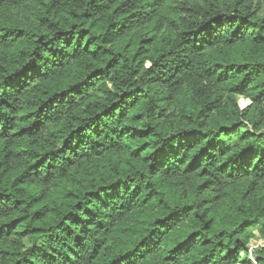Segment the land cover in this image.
Wrapping results in <instances>:
<instances>
[{"label":"trees","instance_id":"obj_1","mask_svg":"<svg viewBox=\"0 0 264 264\" xmlns=\"http://www.w3.org/2000/svg\"><path fill=\"white\" fill-rule=\"evenodd\" d=\"M253 240L264 0H0V264H264Z\"/></svg>","mask_w":264,"mask_h":264},{"label":"rangeland","instance_id":"obj_2","mask_svg":"<svg viewBox=\"0 0 264 264\" xmlns=\"http://www.w3.org/2000/svg\"><path fill=\"white\" fill-rule=\"evenodd\" d=\"M239 103H240V106H241L242 109H245L248 106V104H249V102L247 100H245V99H240ZM252 244L253 245H256V244L262 245L263 243L261 242V240H253ZM252 259H251V256H250L251 262L255 261V257H254L253 254H252ZM253 264H256V261H255V263L253 262Z\"/></svg>","mask_w":264,"mask_h":264},{"label":"built area","instance_id":"obj_3","mask_svg":"<svg viewBox=\"0 0 264 264\" xmlns=\"http://www.w3.org/2000/svg\"><path fill=\"white\" fill-rule=\"evenodd\" d=\"M249 105V104H248ZM263 244L262 245H259V244H256V245H253L252 244V246H251V250H253V249H255V248H257L258 246H264V241H261ZM250 256H251V259H252V254H250ZM253 260V259H252ZM254 263H255V261H253Z\"/></svg>","mask_w":264,"mask_h":264}]
</instances>
